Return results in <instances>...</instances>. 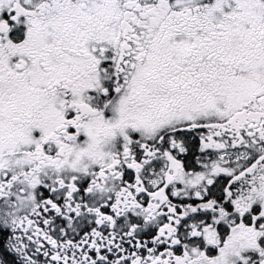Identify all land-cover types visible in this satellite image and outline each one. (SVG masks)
I'll return each mask as SVG.
<instances>
[{"label":"snow or ice","instance_id":"snow-or-ice-1","mask_svg":"<svg viewBox=\"0 0 264 264\" xmlns=\"http://www.w3.org/2000/svg\"><path fill=\"white\" fill-rule=\"evenodd\" d=\"M0 264H264V0H0Z\"/></svg>","mask_w":264,"mask_h":264}]
</instances>
